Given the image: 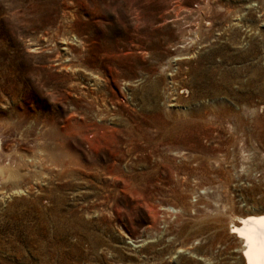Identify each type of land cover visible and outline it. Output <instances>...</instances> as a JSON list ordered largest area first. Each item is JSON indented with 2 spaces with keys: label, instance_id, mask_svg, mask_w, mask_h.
Here are the masks:
<instances>
[{
  "label": "rangeland",
  "instance_id": "374dc122",
  "mask_svg": "<svg viewBox=\"0 0 264 264\" xmlns=\"http://www.w3.org/2000/svg\"><path fill=\"white\" fill-rule=\"evenodd\" d=\"M0 138V264H243L264 0H0Z\"/></svg>",
  "mask_w": 264,
  "mask_h": 264
},
{
  "label": "bare ground",
  "instance_id": "6f19581e",
  "mask_svg": "<svg viewBox=\"0 0 264 264\" xmlns=\"http://www.w3.org/2000/svg\"><path fill=\"white\" fill-rule=\"evenodd\" d=\"M41 144H42V142H41ZM41 146H43V145H41ZM32 147H33V145H32ZM38 147H40V146H38ZM42 148H41V150H42ZM2 151L3 150H2L1 138H0V159L2 156H6ZM44 151H46V150H44ZM34 153H35V151H34ZM30 154L32 155V153H30ZM35 155H32L31 157L29 156V157L25 158V156H27L26 154H25V156L23 154H20L19 155V161L22 165L23 164L26 165L27 162L31 163L30 165H32V163L33 164H37V163L41 164L42 162L46 161V158L42 157V154L40 155V152L38 154V157ZM0 163H1V160H0ZM8 166H10V164ZM8 166H3L0 164V176H1L2 172L5 170L7 175H9V176L12 175V177H15L17 172L16 173L13 172L12 170H10V168ZM11 169H12V167H11ZM24 173H27V172H24ZM2 178H3V176H2ZM10 179H11V176H10ZM7 180H9V179H7ZM14 193L20 194L21 191L16 190V192H14ZM235 222H236V224L230 221L229 234L233 235V237H235L240 242L239 252H240V256H241V259L243 261V264H264V214L261 213L260 215L259 214L258 215H248V216H245L243 218L237 217Z\"/></svg>",
  "mask_w": 264,
  "mask_h": 264
}]
</instances>
